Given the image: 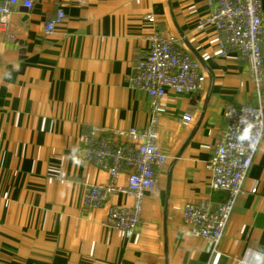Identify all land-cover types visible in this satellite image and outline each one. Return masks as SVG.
<instances>
[{
    "label": "crops",
    "instance_id": "0c3cea01",
    "mask_svg": "<svg viewBox=\"0 0 264 264\" xmlns=\"http://www.w3.org/2000/svg\"><path fill=\"white\" fill-rule=\"evenodd\" d=\"M22 1L0 15V264H264V137L216 251L182 219L184 203L214 209L225 198L211 192L207 167L224 111L260 101L264 112V0L259 95L246 63L235 52L220 56L219 35L201 25L206 0H25L28 9ZM59 11L64 19L45 35ZM155 36L175 37L205 82L193 95L168 91L163 99L157 145L168 161L127 239L106 219L109 207H129L132 197L83 205L87 187L109 178L85 160L82 139L93 128L148 125L149 99L130 77ZM116 183L125 187L126 176Z\"/></svg>",
    "mask_w": 264,
    "mask_h": 264
},
{
    "label": "built area",
    "instance_id": "2783aa9c",
    "mask_svg": "<svg viewBox=\"0 0 264 264\" xmlns=\"http://www.w3.org/2000/svg\"><path fill=\"white\" fill-rule=\"evenodd\" d=\"M17 0H7L0 5V15L9 16ZM209 12L202 19V26L212 27L219 35L218 53L226 56L235 52L246 63L249 79L259 95L263 81V57L261 42L263 33L261 0H206ZM27 9L30 1H22ZM64 19L59 11L56 18L44 25L45 35H51ZM153 23V18H147ZM2 26H6L3 24ZM205 82L200 63L185 49L179 47L175 37L155 36L147 53L134 61L130 84L149 99L150 121L141 129L128 131L93 128L82 139L83 156L95 168L107 173L109 181L87 187L83 205L98 209L106 205L115 194L132 197V205L111 206L106 224L120 231L127 239L136 235L140 223L143 202L157 181V172L168 161L165 152L157 145V120L165 113L163 99L168 91L175 95L190 96ZM260 101L257 105L243 104L224 111L226 125L219 133L213 151L207 161L211 172L210 189L223 193L225 198L211 209L204 202L184 203L182 219L190 234L208 242L216 251L230 219L234 205L242 193V185L251 167L260 141L264 137V114ZM192 116H182L188 123ZM248 138L241 140L245 128ZM126 176V186L117 185L119 176ZM255 188L250 193L254 194Z\"/></svg>",
    "mask_w": 264,
    "mask_h": 264
},
{
    "label": "clouds",
    "instance_id": "9594fccd",
    "mask_svg": "<svg viewBox=\"0 0 264 264\" xmlns=\"http://www.w3.org/2000/svg\"><path fill=\"white\" fill-rule=\"evenodd\" d=\"M250 125L248 128H245L243 135L240 137L241 140L247 139L248 138V134H249V129H250ZM257 256H260V253H256Z\"/></svg>",
    "mask_w": 264,
    "mask_h": 264
},
{
    "label": "water",
    "instance_id": "95a60500",
    "mask_svg": "<svg viewBox=\"0 0 264 264\" xmlns=\"http://www.w3.org/2000/svg\"><path fill=\"white\" fill-rule=\"evenodd\" d=\"M190 51H191V49H190ZM171 165H173V163ZM170 168H171V166H170ZM165 210H166V207H165Z\"/></svg>",
    "mask_w": 264,
    "mask_h": 264
}]
</instances>
